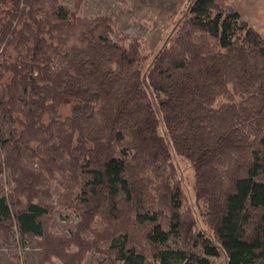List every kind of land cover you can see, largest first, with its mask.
Instances as JSON below:
<instances>
[{"label": "trees", "instance_id": "obj_1", "mask_svg": "<svg viewBox=\"0 0 264 264\" xmlns=\"http://www.w3.org/2000/svg\"><path fill=\"white\" fill-rule=\"evenodd\" d=\"M80 7L0 0V239L15 229L36 239L39 264H81L93 248L74 259L67 248L90 235L110 264H259L264 38L224 0H193L148 62L142 40L126 42L111 16ZM172 148L194 167L201 223ZM54 180L59 203L79 215L74 240L49 232Z\"/></svg>", "mask_w": 264, "mask_h": 264}, {"label": "rangeland", "instance_id": "obj_2", "mask_svg": "<svg viewBox=\"0 0 264 264\" xmlns=\"http://www.w3.org/2000/svg\"><path fill=\"white\" fill-rule=\"evenodd\" d=\"M61 4L67 5L70 9L76 7V2L81 1L79 10L80 15L96 16L109 15L124 40H142L143 52L150 56L148 62L167 42L176 26L184 16L193 0H58ZM233 5L241 14L243 20L252 28L255 34L264 38V0H224ZM15 55L13 49L9 53ZM6 54L2 55L0 48L1 61ZM0 61V62H1ZM8 75L5 76V80ZM1 94V92H0ZM224 98H219L217 105L222 103ZM72 103L63 104L59 108L61 116L70 113ZM48 120V116L44 117ZM164 133V126L160 127ZM172 160L177 168V179L180 182L185 196V207L195 213L201 223L202 205L198 203L195 192V171L189 159L178 154L172 148ZM4 193H8L14 187L13 182L7 173L2 175ZM59 183L54 180L51 184L52 196L50 202L55 205V210L49 221V232L55 237L73 238L77 235V223L79 215L73 210L62 206L58 201ZM87 234H85L86 236ZM90 235V243L83 247L71 243L67 248L69 259H74L75 253L86 248H93L83 251L80 255L81 264H110L106 254L99 251L95 245L97 236ZM93 246V247H92ZM11 252L18 253L16 264H39L42 255V248L36 239L24 236L19 230L15 229L12 234L11 242L6 243L0 239V264H7L11 259ZM77 252V253H78ZM77 255V254H76ZM61 258L52 256L50 261L45 264H61ZM212 264H222V258L212 257ZM122 264V263H120ZM259 264H264L262 260Z\"/></svg>", "mask_w": 264, "mask_h": 264}]
</instances>
